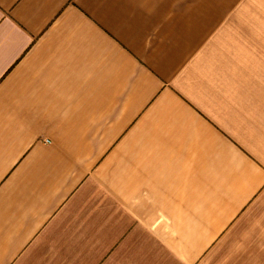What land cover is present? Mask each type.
Masks as SVG:
<instances>
[{"label": "crops", "instance_id": "obj_1", "mask_svg": "<svg viewBox=\"0 0 264 264\" xmlns=\"http://www.w3.org/2000/svg\"><path fill=\"white\" fill-rule=\"evenodd\" d=\"M0 264H264V0H0Z\"/></svg>", "mask_w": 264, "mask_h": 264}]
</instances>
